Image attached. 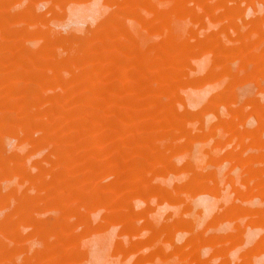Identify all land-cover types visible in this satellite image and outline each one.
<instances>
[{
    "label": "rangeland",
    "instance_id": "374dc122",
    "mask_svg": "<svg viewBox=\"0 0 264 264\" xmlns=\"http://www.w3.org/2000/svg\"><path fill=\"white\" fill-rule=\"evenodd\" d=\"M0 264H264V0H0Z\"/></svg>",
    "mask_w": 264,
    "mask_h": 264
}]
</instances>
